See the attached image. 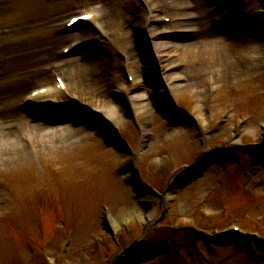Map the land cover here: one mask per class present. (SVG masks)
I'll return each instance as SVG.
<instances>
[{
	"label": "rangeland",
	"instance_id": "obj_1",
	"mask_svg": "<svg viewBox=\"0 0 264 264\" xmlns=\"http://www.w3.org/2000/svg\"><path fill=\"white\" fill-rule=\"evenodd\" d=\"M78 1L0 0V117L4 120L8 116L7 111L12 114L16 111L15 107L19 108L20 96L30 87L34 88L32 86L39 82L38 79L42 77V74L57 70L53 61L58 49L71 36L70 34H73L64 32L61 24L69 12L82 6L80 4L75 8ZM189 1L194 4L196 0ZM156 2L162 3L161 6L165 5V0H156ZM201 2L207 9L205 0ZM245 2L250 3L249 0ZM140 3L141 0L108 2L105 9L108 18L110 17L114 24L115 37L112 40L114 42L107 40L101 44L95 39L93 45L83 48L81 54L73 55L70 60L78 58L79 67H82L83 63L85 66H90L89 69L84 68L88 76H91L90 71L104 68L108 69L106 73L110 75V78L111 73H114L111 78L113 84L125 79V72L121 66L122 58L117 48L128 51L130 34L128 29L123 30L122 22L126 20L127 25L131 24L133 19H127L126 15L131 10L137 11ZM183 4L184 2L181 5ZM253 5L262 6L258 0H253ZM110 8H113V11ZM184 8L185 6L182 12ZM191 12L197 14V20L192 24L197 23L200 30L201 15L196 9ZM141 13L136 18L139 17V22H142L141 25L144 26L145 14ZM255 21L236 22L232 26H241L243 32H247L248 26L255 27L256 23H262L264 19L259 16ZM203 25L210 29L209 19L204 20ZM256 29L254 37L245 35L246 33L230 37L226 31L215 30L211 26L213 34L223 37L226 42L236 41L240 44L246 42V44L236 49L234 47L229 49V55L223 62L224 66L227 65L228 71L222 78L217 76V80H213L209 91H203L209 84L204 76L207 72L215 73V69L200 72V82L195 85H192L190 81L178 82L180 84L176 86L174 92L175 101H178L177 106L179 105V108L185 109L187 113L194 116L188 114L184 118L177 117L172 111V114L167 113L171 122V125H168L169 120H166L165 115L159 114L158 109L154 106L147 108L148 113L153 115L151 116L153 126L150 130L154 134L144 138L141 155L134 156L129 151V155L124 157V166L131 165L139 169L140 175L155 189L163 187L174 167L182 163H192L196 158L200 139L199 130L192 119L197 117L199 104H202V109L207 112L214 124L224 120L222 117L224 110L229 111L226 119L230 121L219 127L220 131L212 138L210 147L217 149L224 147L223 136L229 132L230 127L234 128L233 125L247 114L251 116V120L242 132L244 135L241 136V141L253 143L255 146L252 150L236 153L229 150L224 154V157H239L238 163L228 158L222 164H217L224 159L221 157L215 163H211L213 159H210V162L207 161L202 167L198 166L197 172L198 169L207 168L202 178L196 179L184 188L180 189L178 186L175 188V192L181 194H177L180 203L178 208L172 201L168 203L167 200L164 201V198H153L155 208L152 216L156 213L160 214L156 221L146 223L140 216L132 217L131 208L136 199L132 197L133 191L130 186L122 183L123 175L115 170L116 160L121 158L123 153L118 152L119 147L113 149L105 146L102 143L101 136H104L102 132L88 126L86 131L91 128L92 135L81 138L75 144L58 148L56 151L40 149L34 152L33 148L32 151L29 149L32 146L29 129L26 128L30 139L25 140L19 128L10 142L21 143V147L23 145L25 147L22 151H27L30 155L20 158L18 154H12L15 155L13 159L8 156L12 161L2 159L0 163V264H31L33 261L30 253L38 249L41 243V246L45 245L47 254L54 255L52 257L55 259L54 264H264V249L256 250L253 247V258L246 261L242 247L230 244L223 249L221 248L223 246L212 245V248L208 249L203 242L197 241L198 238H193L197 236L188 228L190 224H193L198 229H200L198 225L206 228L208 233L214 232V223L218 220L214 217L205 219L201 213L204 210L216 211L227 207L228 215L225 218L227 220L219 224L220 228L225 227L231 220L242 219L247 225H255L256 221H260L262 222L259 225L260 231L264 235V199H262L264 198V145L262 144L263 148L259 147L262 131L260 125L264 121V40L261 38L263 32H260L257 26ZM144 37L149 41L146 35ZM166 39L188 43V40L194 38L173 36ZM91 49L97 50L94 54L100 49L104 56V63L102 60V63L94 65L90 57L86 56L87 54L84 56L83 53ZM139 53L138 58L143 60L150 51L142 49ZM181 54L184 53L181 52ZM186 58L182 60L181 57L175 56L171 62L168 61L176 66L171 72L182 69ZM206 62L207 60L204 63ZM107 63H111V67ZM72 64L70 68L74 67ZM237 65H241L242 68L237 70ZM203 69H205L204 66ZM140 70L143 71V68L141 67ZM146 71L148 70L144 72ZM98 73L101 74L99 69L95 74ZM154 75L146 76L147 83L143 79L139 82L140 87L135 91L144 90L145 86L151 87L152 84L154 89H158ZM94 76L93 79H99L96 75ZM84 77H87V74ZM85 80L88 82V79L79 76L76 82L81 86L80 82L87 84ZM20 82L29 83L19 92L7 93L1 90L12 83ZM161 84L166 86L167 80L163 79ZM105 93L114 99L111 89H107ZM45 98L47 97L41 99ZM52 98L59 101V98L55 96L47 99ZM211 99L212 113L208 106V101ZM123 110L126 116L130 117L132 113L130 114L124 108ZM28 114L31 116V113ZM135 116L138 120L148 118L146 112ZM48 117L50 121L53 120L51 114ZM128 120L133 121L132 118ZM144 121L140 125H143ZM120 124L125 127V132L122 134L124 140L130 147H135L138 132L132 123L120 122ZM21 126L28 127L24 122ZM176 126L183 130L178 129L179 131L166 134L171 132L170 128ZM32 133L34 135L35 132ZM240 184L244 185L251 194H261L259 199L254 201L250 196L243 194ZM101 201L108 204L110 216L115 219V226L112 229L118 230L120 247L109 240L108 235L101 229L99 207ZM122 218L131 220L132 225L129 230H121L124 224L120 223ZM63 220L75 228L72 239L68 243H65L68 236L64 234L60 226V221ZM143 222L145 225L142 224ZM168 226L177 228L169 230ZM103 233L106 242L91 241V238H103ZM141 239H144L146 245L143 250H139L137 246ZM227 243H231V240ZM130 244L134 246L129 248ZM116 254L120 258L114 262L112 257Z\"/></svg>",
	"mask_w": 264,
	"mask_h": 264
},
{
	"label": "bare ground",
	"instance_id": "obj_2",
	"mask_svg": "<svg viewBox=\"0 0 264 264\" xmlns=\"http://www.w3.org/2000/svg\"><path fill=\"white\" fill-rule=\"evenodd\" d=\"M107 1V0H106ZM111 0H109L110 2ZM173 1V0H169ZM108 2V1H107ZM182 0H175L173 3V12H175L174 16H184L187 17L186 13L182 12L181 4ZM250 2H253V0H250ZM106 3V2H105ZM140 8L136 10H131L130 13H127L126 18L127 19H133L131 21V24L122 22V26L124 27L123 30L129 31L130 34V42L128 45V53L126 57V64H127V72L132 75L131 82L127 79H122L119 82H117V86H113V82L111 78L114 75V73H111V78L108 75L107 70L108 69H100L101 74H95V72L98 70L90 71L91 76H88V72L84 69H89L90 66H85L84 63L82 64V67H79V61L78 58L75 60H72V65L74 67H65V70H61L63 74H71V72L74 73V78L71 79V83H73L76 93L80 98L84 99H90L92 100L91 108H95L96 110H90L89 108H86L84 110H81V117L77 118V116H74V113L71 115L69 112H63L60 111L58 115L56 116V113L54 110H52V107H46L47 113L43 115L41 118H39L36 122L32 121L29 116L28 111H22V108L15 107L16 111L14 113H10L7 111L8 116L6 117V120H4L2 117H0V123H2L3 128L0 129V163L2 159H9V162L12 161L13 157L18 154L20 158H26L29 156V152L22 151L25 149L24 145L23 147L21 143H15L12 144L10 141L13 140V137L16 136V133L19 128H21V133L25 134L27 133V129H29V134L31 136V144L32 146L29 148L30 151H32V148L34 149V152H37L40 149H47V150H58V148L70 146L72 144L77 143L81 140V138H84L86 136H91L92 132H90L93 128L95 130H98L104 134H106L108 137H113L112 131H111V123H113L116 120H120L121 118L118 117L119 113H123L122 110L119 108V104H128L129 109L134 112L135 115H139L141 112H147V108H150V106H154L156 109H159L160 107L168 104L171 101V93L175 92L176 86L178 85V81L182 78L190 81L192 85H195L200 82L201 77L199 76V73L203 71H212L215 69L214 76L222 78L223 75L228 71V67L225 64L224 61L226 57L229 55V49L231 48H238L242 47L246 44V42L240 44L239 42L234 41L233 42H226V39H223V37H218L213 34L211 29H208L204 27L203 21L208 20L210 17L206 13V7L204 4H202L201 0L195 1V9L199 11L200 18H199V25L200 30L197 27V23H195L194 28L191 29V32L189 33L190 38H194L193 40H188V43H181V42H175L173 40H168L166 38L170 37H164L161 36L157 38L158 33L160 34V30L149 26H142L139 22V17L136 18V16L142 12L144 13V17H148L149 15V1L148 0H141ZM185 5V4H184ZM158 8V7H157ZM264 8V5H263ZM111 11H113V8H110ZM160 10H164L163 6H159ZM157 10L158 13L161 11ZM167 11V9H165ZM180 12L178 14L177 12ZM251 12H254V10H250ZM116 12V11H115ZM243 12V11H240ZM141 13V14H142ZM153 17L154 14L152 13ZM219 21H221L220 29L223 31H226L228 36L232 37L239 33H247L245 35H251L252 37L256 36L255 33L257 31L256 27L248 26L247 32H243V27L241 26H231L229 21L227 20L229 16L225 17L224 14L218 15ZM263 17L264 15L260 16ZM109 22H112L110 18ZM137 19V21H136ZM192 19V18H191ZM184 23V22H183ZM191 23V20L188 18L186 20V24ZM263 25V34L261 35V38L264 40V22H262ZM183 24L175 23V27H183ZM90 27H85L83 33H89L91 32ZM94 28V27H92ZM151 29V30H150ZM108 30V29H107ZM127 31V32H128ZM88 35V34H87ZM149 37V41L145 39L144 36ZM161 35V34H160ZM129 39V38H128ZM127 39V40H128ZM146 40V41H145ZM193 41V42H192ZM229 43V46H228ZM248 43V42H247ZM97 49V48H96ZM96 49H91L89 52L83 53L84 56L87 54V57H90L91 62L95 65V63H102L103 60L104 63V56L100 49L98 52L94 54V51H97ZM142 49H146V51H150V54L146 56L143 60H140L139 57V51ZM178 49V51L176 50ZM181 51H180V50ZM155 52V54L153 53ZM183 52L184 54H181ZM185 52H188L185 54ZM149 53V52H148ZM134 55V58H132ZM188 56L183 57V56ZM175 56L181 57L182 60L185 58L187 59L184 63L182 69L178 71H172L167 72L168 67H173L174 63H170ZM183 57V58H182ZM207 60L206 63H204ZM168 61H170L168 63ZM87 63V62H86ZM92 64V63H91ZM109 67H111V63H107ZM69 66V64H68ZM122 66V62H121ZM125 66V65H124ZM138 68H134L137 67ZM204 66L205 69L202 70V67ZM143 68V71L140 70V68ZM241 65H237L236 69H241ZM148 70L144 72L145 70ZM109 72V71H108ZM87 74V77H84ZM149 74H155V80H157L158 83V90L154 89V85H150L152 87H146L144 90H141L139 92L132 91L134 87L139 84L143 79V81H146ZM96 75L99 77V81L93 79ZM203 75V74H202ZM40 79H38L39 82H42L43 80H47L48 78H43V75H41ZM79 76H82L83 79H88V82L85 80L84 82L87 84H84L80 82V85L77 84V79ZM104 76V77H103ZM205 76H209V74L205 73ZM204 76V77H205ZM36 77V76H34ZM106 77H109V79H106ZM139 78V80H138ZM163 79L167 80V83L169 87L161 85V82ZM23 80V79H19ZM95 82V83H94ZM29 83V82H28ZM27 83V84H28ZM145 83V85H147ZM27 84L23 83H12L6 87H3L1 90L5 91L7 93H14L15 91L19 92L20 89L24 88ZM101 86H96V85ZM149 85V84H148ZM106 86V87H105ZM107 89H113V90H120V94H113L112 96L114 99L110 98L109 96L105 95V92ZM208 89V88H207ZM206 90L205 88L203 91ZM207 91V90H206ZM152 93V94H151ZM61 98L63 102H66L64 98L65 96L63 93H61ZM201 94V89L200 93ZM103 95V97H101ZM63 96V97H62ZM97 98L93 99L91 97ZM118 100H117V99ZM111 99V101H110ZM61 103L60 101H57V104ZM199 107V113L198 118L200 120V124L203 125L205 123V116L202 108V104L198 105ZM118 108V111H117ZM128 112L129 109L125 108ZM39 112L35 111V114ZM51 114L53 117V120L48 123V115ZM94 115V116H93ZM10 117V118H9ZM57 117V118H56ZM63 117H67L65 120L61 119ZM74 117V118H73ZM42 119H44L42 121ZM61 119V120H60ZM40 120V121H39ZM114 120V121H113ZM22 122L27 124L28 127L23 128ZM80 125V126H79ZM91 127L89 130L86 131V127ZM48 129V131H46ZM183 130L182 128H179L178 126L172 127L169 130L173 133L177 130ZM178 130V131H179ZM35 132L34 135L32 132ZM261 138L264 140V127L261 131ZM30 139V138H29ZM112 141L118 145L116 138L113 137ZM7 144V145H6ZM27 152V153H25ZM124 155L127 156L128 152L126 150L123 151ZM15 154V155H12ZM8 156H10L12 159H10ZM128 172L131 173L130 169H127ZM175 184V183H174ZM173 184V185H174ZM174 189L171 188L170 191ZM145 200V203L143 205H139L135 202V204L132 205L131 208V214L137 215L138 217H150L152 215V212L154 210V207L152 206V200L153 197L151 195L145 194L143 197ZM111 224V223H109Z\"/></svg>",
	"mask_w": 264,
	"mask_h": 264
},
{
	"label": "snow or ice",
	"instance_id": "obj_3",
	"mask_svg": "<svg viewBox=\"0 0 264 264\" xmlns=\"http://www.w3.org/2000/svg\"><path fill=\"white\" fill-rule=\"evenodd\" d=\"M84 19H88V20H90V19H91V17H87V16H86V17H84ZM72 22H73V23H75V21H74V20H73ZM61 87H63V84H62V83H61Z\"/></svg>",
	"mask_w": 264,
	"mask_h": 264
}]
</instances>
